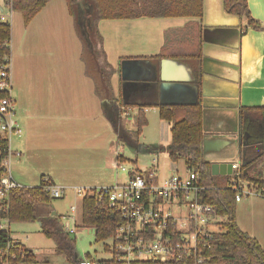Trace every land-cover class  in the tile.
Masks as SVG:
<instances>
[{
    "label": "rangeland",
    "instance_id": "obj_1",
    "mask_svg": "<svg viewBox=\"0 0 264 264\" xmlns=\"http://www.w3.org/2000/svg\"><path fill=\"white\" fill-rule=\"evenodd\" d=\"M78 2L81 5V0ZM52 3L61 17V24L58 26V37L54 38L52 35L44 37L43 41L46 45L34 47L32 43V40L39 36L37 31L40 21L29 29L24 28L21 15L15 11H11L12 17L5 20L9 25L12 24L13 94L16 101H19L18 95L28 101L32 115V120L26 126L28 130L26 138L23 135V129L20 137L11 138V146L19 147L22 143V148H20L19 157H11L10 173L13 180L21 187H36L39 185L40 176H44L50 179L53 186L61 188L62 196L52 198L47 205L38 207V211L40 214L53 212L58 216L63 230L75 239L77 259L85 257L97 260L107 259L110 255L103 247L111 246L112 239L96 242L93 229L90 231L89 228L81 226L82 196L76 194V189L86 190L123 183L134 168L141 171L151 168L153 158H156L157 162L155 176L158 184L172 175H183L185 166L182 160L173 162L169 158L167 145L170 140V125L160 120L155 112L149 111L146 115L149 124L144 127L141 136L134 133L136 129V123L132 124L134 119L127 118L130 121L127 125L128 131L131 132L133 139L138 141V144L129 146L123 141L119 142L120 139L113 133L110 123L106 135L102 134L98 137H96L98 133L65 136L59 134V130L54 128L51 119L53 85L59 77H63V72H66V80L69 82H78L82 79L84 69L93 73L95 78H97L96 74L103 78L104 73L99 64L103 62L98 37L101 22L98 26L95 25L98 35L91 32L89 28V20H93L91 3L85 0V4L81 5L82 22L76 21L77 24L68 16L64 0H53ZM60 7L63 12H58ZM59 21V19L56 20V22ZM23 48L27 58L22 53ZM110 58L112 60L111 55ZM26 59L28 63L26 67L18 66L19 60L23 64L26 63ZM107 73L109 78L110 72ZM188 77L190 78L189 73L188 75L185 73L182 79ZM102 88L109 91L106 87ZM19 90L20 93L17 95ZM110 97L109 91V99ZM16 110V121L19 122L20 114L17 106ZM122 112L125 113L124 111L120 113ZM113 118L115 119V116ZM100 142L105 146L104 151L94 152L86 147L98 145ZM155 142L161 144L159 152H152L149 148V151H141L140 143ZM252 149L255 152L254 156L261 152L258 146ZM116 153L127 159L120 162L124 171L112 166ZM133 160L136 161L135 165L131 163ZM257 166L264 171V155L259 157ZM72 207L74 210H71ZM166 207L172 213L175 212V208L177 210L179 208L176 203ZM180 208L181 212H187L184 204ZM235 218L238 227L255 238L264 248V199L254 195L242 196L241 200L236 202ZM210 228L214 229V226ZM8 229L12 237L32 250L33 264H70L63 255L55 252L54 241L42 234L38 221L12 222L8 225ZM70 229L75 232L70 233Z\"/></svg>",
    "mask_w": 264,
    "mask_h": 264
},
{
    "label": "crops",
    "instance_id": "obj_2",
    "mask_svg": "<svg viewBox=\"0 0 264 264\" xmlns=\"http://www.w3.org/2000/svg\"><path fill=\"white\" fill-rule=\"evenodd\" d=\"M52 2L53 0H49L24 26L29 29L40 21L37 31L39 36L34 38V41L32 40L34 47L46 45L43 41L46 35H52L54 38L59 35L58 26L61 24V17L57 14ZM3 4L4 1L0 0V6ZM247 5L252 17L261 25V29L248 28L243 34H241V27L244 26V22H241L236 15L226 13L222 0H202L200 20L162 17L99 20L96 26L101 22L98 37L99 49L103 57V62H99L103 68V78L97 74L95 78L93 73L84 69L82 79L78 82H69L66 80V72H63V77H59L53 85L51 119L54 128L59 130V134L65 136L86 133L95 135L98 133L96 137L106 135L108 124H111L110 119L113 117L109 114V107H116L117 126L131 134L127 126L130 122L128 119H134L132 124L136 123L137 105H153L158 94L154 85L135 88L128 95L127 104L122 105L121 81L118 75L120 61L157 55L165 42L166 32H171L168 41L175 53L182 54L183 48L196 53L198 28L196 22H198L201 38L199 48L201 53L202 156L210 163L237 162L241 165L243 148L238 143V109L264 108V0H247ZM65 7L68 16L76 23V19L69 14L66 4ZM3 11L7 13L9 8L3 7ZM60 11L63 12L61 7L58 12ZM57 19L60 21L56 22ZM11 25L9 59L12 80ZM183 28L185 29L182 30ZM15 48H17L16 44ZM120 48L121 50L118 51ZM22 53L26 55L24 48ZM17 64L24 68L28 64L27 59L26 63L22 64L19 60ZM181 64H183L181 76L189 73L193 79L189 67V64L193 62L182 61ZM107 72H110L109 78H107ZM102 87L109 89L110 99L109 91L103 90ZM19 93L20 90L17 95ZM12 96L15 100L14 94ZM18 98L19 101L15 100V108L18 107L20 123H17L21 130L23 129V135L26 138V131H28L26 126L32 120L30 104L24 97L20 98L18 95ZM125 107H128L127 116L123 115V112L120 113ZM149 111L158 114V108L151 106L143 109L145 117ZM146 121L144 127L149 124L147 118ZM112 131L117 136L113 126ZM119 142L122 141L119 140ZM21 146H12V149L20 153ZM160 146L158 142L140 143L141 151L150 149L157 153ZM86 147L94 152H101L105 149L101 142L98 145L93 144ZM250 148L251 146L249 148L247 146V149ZM118 155L120 154L116 153V156ZM47 214L52 215L53 212Z\"/></svg>",
    "mask_w": 264,
    "mask_h": 264
},
{
    "label": "trees",
    "instance_id": "obj_3",
    "mask_svg": "<svg viewBox=\"0 0 264 264\" xmlns=\"http://www.w3.org/2000/svg\"><path fill=\"white\" fill-rule=\"evenodd\" d=\"M49 0H10L12 11L21 15L23 25L26 26L32 18L47 4ZM69 14L82 22L81 6L79 0H64ZM92 6V18L95 25L99 20L134 19L141 17L149 18H196L202 17V0H88ZM85 0H81V5ZM223 9L228 14L238 17L244 26L241 34L248 28L261 29L248 8L247 0H222ZM79 24V23H78ZM197 27V50L191 53L189 49L183 48V53L178 54L172 50L168 41L171 32L165 33V42L157 55L144 57L150 61L170 59L184 61L189 64L193 74L192 83L197 86L198 101L192 106H162L158 104V96L153 105H137L135 134L140 136L146 125L144 108L156 106L158 116L161 120L169 123L170 140L167 145L168 156L173 162L182 160L186 169L195 171L200 183L205 187L199 195L200 202L213 205L216 213L222 217L218 223V230L213 232L210 239L206 240L209 245L204 249L203 255L207 258V264H264V248L253 237L242 231L235 218L236 202L235 192L228 186L231 179L235 178V172L231 175H212L209 161L202 156V107L200 102L201 85V53H200V25ZM183 28L182 30H184ZM97 34V33H96ZM98 35V34H97ZM10 25L7 21L0 20V63L4 56L10 55ZM86 45V44H85ZM87 46V45H86ZM85 46V47H86ZM157 93V85H154ZM122 104V102H121ZM124 105V104H122ZM117 108L109 107V114L116 116ZM110 119L111 124L117 132V137L125 144L137 143L131 134L119 128L115 119ZM239 136L244 133L247 138L242 151L243 164L240 166L239 177L248 183H252L256 189L264 188V171L257 166L259 157L264 155V108H239L238 109ZM134 134V135H135ZM251 146H258L260 153L254 156ZM246 147V148H244ZM161 148L159 147L158 150ZM120 161H126L121 155L117 156ZM133 165L136 161H131ZM138 171V169L136 170ZM245 171V172H244ZM148 171H144L147 175ZM51 183L49 178L40 176L39 185L36 187H19L13 189L9 194V206L0 211V220L6 219L12 222H34L38 221L42 234L53 240L55 252L63 255L70 264H77L75 256V239L63 230L58 221V216L40 214L38 207L47 205L52 199L43 188L45 181ZM46 182V183H47ZM123 223L122 216L115 208L105 203H98L94 197L84 195L81 197V226L94 230L96 242L113 238L117 228ZM106 250V246L103 247ZM22 258L12 264H33L34 256L32 250L23 247ZM133 264H192L185 259L180 261L160 262L155 260L137 261Z\"/></svg>",
    "mask_w": 264,
    "mask_h": 264
},
{
    "label": "built area",
    "instance_id": "obj_4",
    "mask_svg": "<svg viewBox=\"0 0 264 264\" xmlns=\"http://www.w3.org/2000/svg\"><path fill=\"white\" fill-rule=\"evenodd\" d=\"M3 1L4 4L0 6L1 21L10 19L12 11L10 0ZM3 7H8L9 11L5 13ZM127 110L128 107H125L124 115L128 114ZM21 133L12 96L10 59L4 56L0 63V211L8 208L10 192L21 187L10 173L11 157L20 156L19 152L12 149L11 138L20 137ZM120 162L123 161L116 156L112 166L124 171ZM156 163V158H153L151 168L144 170L148 171L147 175L134 168L123 183L86 190L76 189L78 195L92 196L98 203L115 208L123 219L112 238L111 246H106L109 258L97 260L85 257L77 259V264H133L146 260L168 262L185 259L192 261V264H207V258L203 255L204 249L209 248L206 240L218 230L222 217L216 213L213 205L200 202L199 195L205 187L195 171L185 168L183 175H172L158 184ZM230 164L235 178L229 181L228 186L235 192V202L249 195L264 199V188L256 189L252 183L243 181L239 177L241 165L237 162ZM46 182L43 188L48 196H62L61 188ZM173 203L179 207L178 210L175 208L174 213L166 207ZM183 204L187 212H181L180 206ZM8 225L6 219L0 220V264L20 261L23 247H26L11 236ZM210 226H214V229ZM69 232L75 231L70 229Z\"/></svg>",
    "mask_w": 264,
    "mask_h": 264
},
{
    "label": "water",
    "instance_id": "obj_5",
    "mask_svg": "<svg viewBox=\"0 0 264 264\" xmlns=\"http://www.w3.org/2000/svg\"><path fill=\"white\" fill-rule=\"evenodd\" d=\"M89 21V28L92 30L94 23L91 19ZM181 67L183 68V64L180 61L170 59L154 62L147 59L121 60L118 75L121 81V99L123 104H127V97L131 90L156 84L159 105H195L198 101L197 86L192 83V77L182 79ZM246 138V133L242 137L239 136V145H244ZM210 169L212 175H230L232 173L231 164L228 162L211 163Z\"/></svg>",
    "mask_w": 264,
    "mask_h": 264
},
{
    "label": "flooded vegetation",
    "instance_id": "obj_6",
    "mask_svg": "<svg viewBox=\"0 0 264 264\" xmlns=\"http://www.w3.org/2000/svg\"><path fill=\"white\" fill-rule=\"evenodd\" d=\"M126 145H128V144H126ZM129 146V145H128Z\"/></svg>",
    "mask_w": 264,
    "mask_h": 264
}]
</instances>
